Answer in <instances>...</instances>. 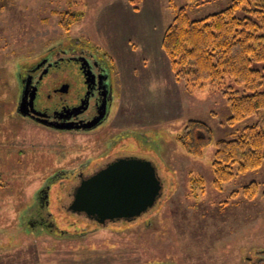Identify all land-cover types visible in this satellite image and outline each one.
<instances>
[{
  "label": "rangeland",
  "instance_id": "1",
  "mask_svg": "<svg viewBox=\"0 0 264 264\" xmlns=\"http://www.w3.org/2000/svg\"><path fill=\"white\" fill-rule=\"evenodd\" d=\"M230 1L0 0V264H264V166L219 190L212 169L216 143L238 138L257 116L228 125L222 90L243 88L229 79L179 81L161 47L178 8L201 19ZM63 12L77 13L68 30ZM70 43L112 70L107 124L94 135L51 131L15 112L19 76L50 48ZM55 72L43 86H73L74 64ZM189 121L212 132L199 156L178 140ZM119 154L153 163L162 185L155 205L105 224L69 212L76 172ZM251 183L256 190L247 189ZM38 209L46 223L31 227L41 221Z\"/></svg>",
  "mask_w": 264,
  "mask_h": 264
},
{
  "label": "trees",
  "instance_id": "2",
  "mask_svg": "<svg viewBox=\"0 0 264 264\" xmlns=\"http://www.w3.org/2000/svg\"><path fill=\"white\" fill-rule=\"evenodd\" d=\"M76 19L77 13L63 12L60 24L68 30ZM161 47L179 81L200 86L229 79L243 88L239 92L228 85L222 90L230 111L228 125L257 116L238 138L216 143L214 188L264 166V67H259L264 65V0H231L222 11L201 19L178 8ZM178 140L188 155L199 156L211 143L212 132L203 122L189 121ZM252 188L256 190L255 183L247 187Z\"/></svg>",
  "mask_w": 264,
  "mask_h": 264
},
{
  "label": "flooded vegetation",
  "instance_id": "3",
  "mask_svg": "<svg viewBox=\"0 0 264 264\" xmlns=\"http://www.w3.org/2000/svg\"><path fill=\"white\" fill-rule=\"evenodd\" d=\"M65 61L74 64L77 69L76 74L72 76L73 86L71 87L70 82H62L59 85L55 83L49 87L43 86L46 78H54L57 75L55 70L64 65ZM112 79V70L106 66L103 58H95L92 51L75 43H70L66 48L61 44L54 46L37 63L29 66L24 74L19 76L15 112L19 117L51 131L87 135L92 133L94 135L96 129L107 124L112 105ZM62 88L66 91H61ZM22 103L24 107L20 110ZM123 157L127 156L119 154L110 160L107 159L86 174L81 171L82 169L79 170L76 172V180L70 181L71 191L82 179L115 159ZM47 193L48 190L45 189L39 192L43 205L48 201ZM38 212L41 221L30 222L31 227L46 223L45 217L40 215V209Z\"/></svg>",
  "mask_w": 264,
  "mask_h": 264
},
{
  "label": "water",
  "instance_id": "4",
  "mask_svg": "<svg viewBox=\"0 0 264 264\" xmlns=\"http://www.w3.org/2000/svg\"><path fill=\"white\" fill-rule=\"evenodd\" d=\"M65 88L61 91H66ZM23 107L24 104H20V110ZM161 190L151 161L117 158L79 182L67 210L99 224L131 221L155 205Z\"/></svg>",
  "mask_w": 264,
  "mask_h": 264
}]
</instances>
